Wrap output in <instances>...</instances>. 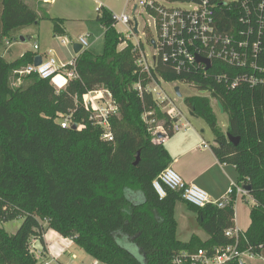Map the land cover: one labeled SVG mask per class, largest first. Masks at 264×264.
Listing matches in <instances>:
<instances>
[{
    "label": "trees",
    "instance_id": "1",
    "mask_svg": "<svg viewBox=\"0 0 264 264\" xmlns=\"http://www.w3.org/2000/svg\"><path fill=\"white\" fill-rule=\"evenodd\" d=\"M97 13L96 20L105 30L104 53L95 56L85 49L77 55L79 78L69 80L65 89L57 90L50 79L37 74H16L32 65L37 53L26 52L14 62L0 55V221L23 219L15 234L0 228V264H39L31 241L36 238L44 246L47 230L71 239L98 264H176L177 260L189 264L188 255L199 249L213 251L233 243L226 232L235 226L236 195L224 208H198L186 203L180 191L167 188L161 198L154 189V181L173 160L148 131L143 114L155 109L159 120L167 125L171 120L150 94L141 97L135 90L146 76L136 65L133 43L114 27V14L104 6ZM50 20L54 35L64 36L65 21ZM228 22L231 28L235 18ZM39 23V15L23 0H0L1 41L12 42L14 33ZM121 45H126L123 50ZM156 71L170 83L185 82L198 90L184 103L191 117L202 119L211 130L219 163L233 165L237 184L251 187L248 195L254 205L245 248L260 256L264 251V85L241 84L229 90L213 77L178 74L164 63ZM142 81L144 86L149 82ZM101 88L112 93L119 108L111 120L112 142L102 139L103 130L94 125L81 102L84 94ZM219 104L228 118L225 132L219 123ZM67 117L71 126L63 128ZM228 135L238 139V145ZM179 202L196 214L207 241L197 236L189 242L178 239ZM125 240L138 254L124 246Z\"/></svg>",
    "mask_w": 264,
    "mask_h": 264
},
{
    "label": "built area",
    "instance_id": "2",
    "mask_svg": "<svg viewBox=\"0 0 264 264\" xmlns=\"http://www.w3.org/2000/svg\"><path fill=\"white\" fill-rule=\"evenodd\" d=\"M134 1L130 13L124 11L121 16L114 15V27L122 24L127 28L128 36H125L127 41H132V37L149 38L146 44L139 42L138 39L132 42L138 70L142 76H146L135 85V90L141 97L150 94L155 105L171 120V125L160 121L155 109L144 112L143 121L148 131L158 137L159 143L164 144L168 140L170 131L175 134L192 128L184 110L177 106V101L181 98L176 94V85L173 89L174 97L170 96L166 85L177 84L180 88L178 84H184L194 88L185 82L170 83L156 75L159 63L171 66L178 74L213 77L217 82L224 83L229 90L241 84L264 85V0ZM232 18H235V25L227 28L230 25L228 20ZM134 19L138 20L137 33L134 30ZM89 38V35L79 38L78 43L83 46V50L89 47ZM66 43L67 41L63 40V44ZM6 44L9 45L8 41ZM34 48L38 50L39 46L36 44ZM199 59L203 62H198ZM207 62L210 63L209 69ZM223 68L230 71L225 72ZM16 74L21 77L37 74L43 79H50L57 90L65 89L69 80L79 78L76 57L65 63L51 55L43 58L39 66L33 63ZM142 80L149 82L144 86ZM180 92L182 93L181 89ZM81 102L94 125L103 130L102 139L112 142L114 136L111 120L118 116L119 111L112 93L104 88L90 91L83 95ZM70 126L71 118L67 117L62 121V127ZM153 187L161 198L166 196L167 188L180 191L186 203L198 208L208 205L224 208L234 195L237 197L248 195L245 188L233 183L222 200L212 201L205 190L187 184L171 166L154 181ZM226 237L233 243L213 251L199 249L188 255L187 262L246 264L247 259L255 257L245 248V244L248 243L245 232L234 226L226 232ZM33 239L35 244L39 242L38 239ZM32 252L38 261L51 256L45 248L37 251V255L35 251ZM43 264L51 263L45 261ZM176 264H182L181 260H177Z\"/></svg>",
    "mask_w": 264,
    "mask_h": 264
},
{
    "label": "rangeland",
    "instance_id": "3",
    "mask_svg": "<svg viewBox=\"0 0 264 264\" xmlns=\"http://www.w3.org/2000/svg\"><path fill=\"white\" fill-rule=\"evenodd\" d=\"M28 4L31 9H33L40 18V23L38 25L30 26L26 29L17 31L12 35V42L8 38L3 39L0 44V55L6 51V43H13L12 50L15 54V58H18V51L22 49L23 51L33 49L34 43H37L41 46L42 52L41 55L54 53L53 56L56 59L59 57L65 58V60H71L74 56V46L81 36L89 35L88 39L89 47L86 48L95 56H101L104 53V33L105 30L103 26L96 20L98 17V8L104 6L108 8L115 16H121L124 11L127 13L131 12L132 6L135 4L134 0H23ZM62 19L65 21V35L57 37L54 35V25L50 19ZM143 28V26H142ZM117 31L123 36H128L127 28L120 24L116 27ZM25 39V43L22 44L21 39ZM126 38V37H125ZM138 38H133L131 42H136ZM6 40V43H5ZM63 40H66L68 45L62 43ZM149 38L138 39L139 42L144 44L147 43ZM72 44V45H71ZM126 45H121L120 50ZM146 48L149 49V46L146 45ZM53 51V52H51ZM150 51V50H149ZM151 53V51L149 52ZM10 59V58H9ZM68 62V61H67ZM177 84L166 85L170 96L174 97L173 89ZM180 85V89L183 94V98L177 101V106L180 107L186 113L187 118L190 120L192 126L198 131H205V137L207 140L214 142V137L208 125L198 118L191 117L188 114L187 106L184 103L185 97L198 94L196 88L188 87L184 84ZM215 106V103H213ZM162 121V120H160ZM219 123L222 130L225 132L228 125L227 115L219 114ZM176 134V133H175ZM167 146V145H166ZM185 206V204H180ZM193 219H196V216L191 214ZM178 219L181 221V216L178 214ZM23 223V219H16L10 222L0 221V228L5 229L10 234H15ZM46 227V226H45ZM47 240L50 245V250L52 251V257L45 258L43 261H39V264H43L45 261L50 262L51 264H57L56 260L62 261L64 264H95V261L81 250L71 239L64 238L58 233L52 230H47ZM201 237L207 239L208 235L204 231H200ZM67 246V251L60 253L63 248ZM124 246L129 249L132 253L138 254L136 247L129 244L126 240ZM45 245H41L40 242L37 244L32 241V251H37L44 248ZM76 255V257H74ZM247 264H264V253L262 256H255L247 260Z\"/></svg>",
    "mask_w": 264,
    "mask_h": 264
},
{
    "label": "crops",
    "instance_id": "4",
    "mask_svg": "<svg viewBox=\"0 0 264 264\" xmlns=\"http://www.w3.org/2000/svg\"><path fill=\"white\" fill-rule=\"evenodd\" d=\"M21 42L22 44L25 43V41L22 40ZM36 44L37 43H34L33 49L30 50L23 51L22 49H19L17 53L18 58L14 57L15 54L12 50L13 43L9 45L6 44L7 52L3 54V57L9 62H14L29 51L37 53L38 56H42L43 58L54 54L49 52L48 54L45 53V55H41V46L37 44L39 48L38 50H35L34 47ZM64 45L67 46L68 43ZM74 45L75 44H73V46ZM75 57L76 54L74 53L73 59H75ZM73 59L65 60V58L59 57L57 60L66 63L67 61L70 62ZM164 145L169 151L173 160L170 166L187 184L196 185L205 190L209 194L212 201L222 200L225 197L229 187L233 183H237L238 174L236 168L233 165H222L219 163L212 150L213 142L206 139L205 131H198L192 126V128L187 131L173 134V136L168 138ZM205 145H207V147H205ZM244 197L245 196H238L235 203V226L240 231L247 232L251 225L250 214L254 205V201L249 195H246L245 198ZM180 204L184 205L185 203L179 202L175 208V218L178 224V239L182 242H189L193 236H197L202 241H207L209 236L205 240L200 235V231L203 230L199 226L197 217L196 219H193L191 216L193 212L187 208V205L185 204V206H181ZM178 214L181 216V221L178 219ZM193 214L196 216L195 213ZM43 239L45 245L44 248L49 254H51L50 257H52V251L50 250V245L47 240V233L43 235ZM67 249V246H65L63 250L60 251V253L66 252ZM263 253L264 251L260 256H262ZM74 257H76V255ZM55 261L57 264H64L60 260L55 259ZM95 263L97 262L95 261Z\"/></svg>",
    "mask_w": 264,
    "mask_h": 264
},
{
    "label": "water",
    "instance_id": "5",
    "mask_svg": "<svg viewBox=\"0 0 264 264\" xmlns=\"http://www.w3.org/2000/svg\"><path fill=\"white\" fill-rule=\"evenodd\" d=\"M49 1H51V0H49ZM134 23H135L134 30H135V32L137 33V32H138V20H137V19H134ZM21 40H22V41H25L24 38H22ZM1 42H2V41L0 40V44H1ZM152 44H154V41H152ZM82 51H83V46H82L81 44H79V43H76V44L74 45V53H75L76 55H79ZM42 60H43L42 56H36L35 61H34L35 66H39V65L42 63ZM198 62H203V60H202V59H199ZM205 63H206V62H205ZM207 65H208V69H209V68H210V63L207 62ZM175 91H176L177 96H178L179 98H182V93L180 92V88L177 87ZM219 107L221 108V110H222V114H223L224 111H223L222 106H221L220 104H219ZM73 129H76V127L74 126ZM228 138H229V140H230L232 143H234L235 145H238V143H239V142H238V141H239L238 139H234L233 137H231V136H229V135H228ZM245 189H246L247 192H250V191H251V187H250V186H246Z\"/></svg>",
    "mask_w": 264,
    "mask_h": 264
}]
</instances>
